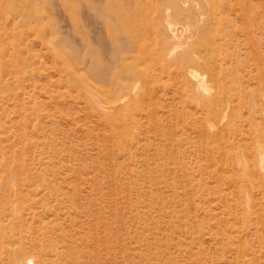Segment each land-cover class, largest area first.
I'll return each instance as SVG.
<instances>
[{
    "label": "rangeland",
    "instance_id": "374dc122",
    "mask_svg": "<svg viewBox=\"0 0 264 264\" xmlns=\"http://www.w3.org/2000/svg\"><path fill=\"white\" fill-rule=\"evenodd\" d=\"M192 1L0 0V248L264 264V0Z\"/></svg>",
    "mask_w": 264,
    "mask_h": 264
},
{
    "label": "bare ground",
    "instance_id": "6f19581e",
    "mask_svg": "<svg viewBox=\"0 0 264 264\" xmlns=\"http://www.w3.org/2000/svg\"><path fill=\"white\" fill-rule=\"evenodd\" d=\"M200 3H202L203 5H210L211 6V8H210V12H211L210 15L213 16L214 20L221 19L220 16L225 13V11H224L225 0H193L191 4H192L193 7H195V6L199 5ZM225 6H227V5H225ZM143 7H145V6H143ZM173 7H174V10H175V13L177 14V17H179L178 15L184 14V9L183 8L178 7V5H174ZM118 9H119V12H120V17H121L120 20L124 22L126 20L129 21V17H131L133 14L136 13L135 15H138L137 13L140 12V11L142 12L141 9H143V8H142V6H140V2H138V0H121L120 4L118 5ZM224 18H226V17H224ZM222 20H224V19H222ZM224 22H226V20L223 21V23ZM223 23L220 22V24H222L221 25L222 27H223V25H225ZM216 24H218V23H216ZM132 27H133V24H132ZM167 27H169V26H167ZM218 29L220 30V28H218ZM168 30H169V28H168ZM212 31H214V29ZM205 33L206 32H204V34ZM173 34H174V32H173ZM131 37L133 39H136V37H133V36H131ZM176 37L178 39V35L177 34H176ZM202 37H204V36H202ZM207 37H211V36H207ZM202 40H198V41H188V40L187 41H183L182 40L181 41V40L178 39L179 44H183L186 47V51H184L182 57L179 59L180 64L186 66V65H189V64H191L193 62H197L198 61V56L195 55V52H196V50H201L202 47L205 46V45H203L204 42H201ZM207 40L209 41L210 39H207ZM213 40H211V41H213ZM134 44H136V43H134ZM134 44H132L133 47H134ZM207 44H209V43H207ZM210 44H212V43H210ZM179 46H181V45H179ZM213 46H214V44H213ZM207 47H209V46H207ZM219 48H220V46H219ZM206 49H208V48H206ZM211 49H213V48H211ZM174 51L175 50L172 49L169 52V55L168 56L172 55ZM199 54H201V52ZM190 74L192 76H197L193 71H191ZM221 90H223V88H221ZM111 93L113 94L114 92H111ZM220 99H221V97H220ZM217 103L219 104V102H217ZM109 105H110V103H109ZM215 110L216 109H212V112H216L217 111V110L216 111ZM28 249H30V251L31 250H35V251L40 252L41 254H43L44 256H46L47 259H45L43 257V255L40 256V254H39V259H35L34 256H27L26 253H28V252H26V251ZM79 262H78V264H79ZM0 264H76V261L74 260V257H71V256L68 257L67 254H65L64 251L59 250V248L57 247V241L55 240V238H53V239H49V238L48 239H39L38 238V239H35L31 244L30 243H27L25 241V238L24 239L21 238L19 240V245L16 246V247H13L11 249L3 248V247L0 248ZM93 264H104V262L103 261H97V260H95V261H93Z\"/></svg>",
    "mask_w": 264,
    "mask_h": 264
}]
</instances>
